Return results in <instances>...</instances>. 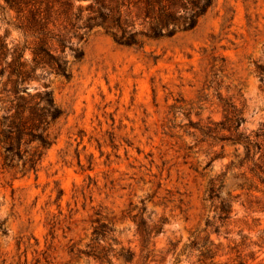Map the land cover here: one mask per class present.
<instances>
[{
  "label": "rangeland",
  "instance_id": "374dc122",
  "mask_svg": "<svg viewBox=\"0 0 264 264\" xmlns=\"http://www.w3.org/2000/svg\"><path fill=\"white\" fill-rule=\"evenodd\" d=\"M82 45L70 78L46 79L65 114L39 171L5 169L0 147V264H98L82 253L98 218L134 264L142 222L162 227L149 264H264V194L233 192L224 219L210 188L234 147L203 133L223 119L224 100L248 130L264 122V0H217L194 30L144 50L101 29Z\"/></svg>",
  "mask_w": 264,
  "mask_h": 264
},
{
  "label": "trees",
  "instance_id": "16d2710c",
  "mask_svg": "<svg viewBox=\"0 0 264 264\" xmlns=\"http://www.w3.org/2000/svg\"><path fill=\"white\" fill-rule=\"evenodd\" d=\"M217 0H0V147L3 166L14 173H37L57 135L64 116L46 83L50 75L70 78L82 61V43L101 29L120 46L144 50L151 43L194 30ZM85 3V4H84ZM14 33L17 36H14ZM68 55L73 56L71 62ZM264 81V65H258ZM40 83L44 89L30 91ZM224 117L203 130L212 145L234 147L233 159L210 188L229 219L240 195L264 194V122L248 130L243 110L224 100ZM225 155H222L224 158ZM22 163V167L20 164ZM225 190V191H224ZM83 254L98 264H134L136 252L123 246L114 224L96 219ZM162 231L145 222L138 225L140 264H149L153 235ZM213 246L212 242H209ZM213 263L216 254L206 247Z\"/></svg>",
  "mask_w": 264,
  "mask_h": 264
}]
</instances>
